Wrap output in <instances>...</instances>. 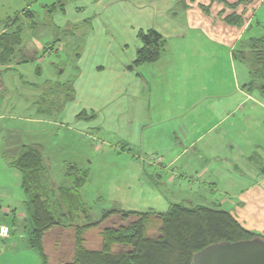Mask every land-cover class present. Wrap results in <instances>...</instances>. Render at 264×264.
I'll return each instance as SVG.
<instances>
[{
	"label": "crops",
	"instance_id": "obj_1",
	"mask_svg": "<svg viewBox=\"0 0 264 264\" xmlns=\"http://www.w3.org/2000/svg\"><path fill=\"white\" fill-rule=\"evenodd\" d=\"M224 1L237 0H78L62 13L55 6L54 26L28 4L0 20V35L16 28L17 17L23 27L15 56L0 62V162L16 178L12 187L0 176L1 205L16 210L6 216L10 222L28 217L18 211L22 178L13 160L27 144L40 145L46 159L76 156L79 147L62 134L66 129L90 140L103 134L104 144L149 176L147 204L221 206L264 238V95L237 52L252 15L241 27L224 20L251 0L234 10ZM87 25L81 53L68 61L46 55L50 45L74 48L88 34L78 28ZM149 29L165 39L161 58L134 66L143 46L138 33ZM95 147L110 156L109 148ZM68 164L88 170L79 161ZM63 245L54 243L60 259ZM49 264H55L50 257Z\"/></svg>",
	"mask_w": 264,
	"mask_h": 264
},
{
	"label": "trees",
	"instance_id": "obj_2",
	"mask_svg": "<svg viewBox=\"0 0 264 264\" xmlns=\"http://www.w3.org/2000/svg\"><path fill=\"white\" fill-rule=\"evenodd\" d=\"M241 2L242 0L230 4L224 1L225 6L233 10ZM201 7L206 10L209 6ZM29 12L31 11L26 14ZM224 20L239 27L244 24L243 16L237 12L226 15ZM9 21L12 22L13 19ZM13 25H17L14 30L0 35L2 63L12 60L16 49L22 44L23 27L18 17ZM138 35L143 46L137 50L134 66L158 61L165 46L162 34L155 29H149L140 30ZM254 39L262 43L261 47H253L254 60L246 54L241 55V58L247 62L250 74L254 75V82L259 85L264 95V37ZM53 47L50 45L47 48L49 50ZM252 85L251 82L248 84ZM12 166L21 173V187L27 197L26 211L31 220L28 244L39 254L41 264H49L44 245L48 234L49 237L56 236L55 242L67 241V244L73 245L71 260L69 254L66 256L69 261L62 256V264H192L193 255L213 243L261 236L243 227L229 210L221 206H188L177 203L165 213L110 209L104 211L98 220L80 222L83 215L88 214L85 209L87 204L80 192L89 176L87 170L75 164H68L66 176L72 181V185L63 187L49 183V166L42 147L37 144L23 145ZM13 213H16V210H13ZM113 216H120L123 221L133 217L136 219L127 225L105 226L101 230V247L89 248L87 232L100 227ZM13 222L10 226L7 224L12 231L17 224V221L16 224ZM152 229L157 233L149 235L148 231Z\"/></svg>",
	"mask_w": 264,
	"mask_h": 264
},
{
	"label": "rangeland",
	"instance_id": "obj_3",
	"mask_svg": "<svg viewBox=\"0 0 264 264\" xmlns=\"http://www.w3.org/2000/svg\"><path fill=\"white\" fill-rule=\"evenodd\" d=\"M76 1L78 0H0V20L3 21L8 16H14L15 12L24 9L28 4H30L32 10L38 13V17L42 19L43 22L51 23L53 25L52 18L56 15H53L55 6L56 12L62 13L63 10L67 8V6ZM83 1L86 2V0ZM244 1L245 0H242L241 3ZM236 2H238V0ZM63 7L65 8L63 9ZM239 10L243 18H248L249 15H252V20L250 23L251 27L245 34V39L242 41L241 46L237 48V52L240 56L246 54V56L253 61L255 56L254 48H257V46H262V43L257 42V40L254 38L264 37V0H251V3L247 6L242 4L239 7ZM248 13L250 14L248 15ZM108 17L109 16L107 14L104 18L105 22H109L107 19ZM90 22V20H85L83 24L86 25ZM78 30L79 35L84 32V30H87L88 34L84 35L83 37L81 36L80 39L76 40L73 45L77 43L78 44L74 46V48L68 49L67 47H64L63 44H61L62 46H60L58 49L48 50L46 55L48 57H61L68 61L69 56H71L73 53H81L82 49L86 47L84 46L85 43H81L82 41L89 39L87 37L91 33V30L88 28V25L80 27ZM189 36L190 39L192 35ZM249 38L253 39L249 41ZM248 41L250 44H247ZM86 44L88 43L86 42ZM102 52L103 48L100 49L99 54H102ZM256 69L257 66H255V71H257ZM64 133L69 137L74 138L76 145L73 146L79 147V153L76 155L78 157L72 159L71 157L76 156H71L72 154L67 152H63L60 155H53L49 158L47 156L46 162L49 166L48 181L49 183H53L57 186L70 187L72 185V181L66 176V171L68 163H71L72 161H79L82 165L81 167L89 170H87L89 176L86 184L80 189L81 195L87 204L85 209L88 211V214L86 212L87 215H83V217L87 216L88 218L82 217L80 222L98 220L104 211L110 209H118L122 211L135 210L139 212L153 210L163 212L168 209V206L165 205V202H152L151 200L149 202L150 205L145 202L144 199L151 198L152 196V192L147 190L148 185L145 184H150L149 176L146 177L144 174L139 175L135 166L130 165L128 160H126L124 157H119L120 154L118 155L117 153H114L116 151L110 149L109 144H104L102 140L103 134L95 135L90 140V138L85 137L76 131L65 129L62 134L64 135ZM92 143L95 144L96 149L102 148L104 150L109 148V151L107 152H109L110 156L105 155L103 152H96L90 149ZM121 168H123L124 173L120 172ZM4 169L5 165L1 161L0 176L5 177V179L10 184H12V187H16L15 175L4 171ZM128 169L132 170L134 174L131 175ZM13 171L19 173V171ZM164 176L166 177V174ZM140 181L142 185L140 184ZM19 192L22 202L20 201V206L17 207H20L18 208V211L20 212L24 209L26 210L24 200H27V197L21 188L18 189V193ZM137 197H140V199L137 200ZM13 198H17L16 192H14ZM12 214L13 210L6 208L4 205L0 207V216L3 215L6 217L9 215L12 216ZM134 219H136V217H133L128 221H123L120 219V216L112 217L110 221L108 220V222L101 224V226L97 229L87 232L86 237L88 247L93 248V246H91L92 241L95 242V249L101 247V230L105 226L117 227L118 225H127ZM10 220V217H6L7 222L5 224L8 223L10 226L12 224ZM13 223L16 224V220ZM30 230L31 220L29 219V216L24 220L17 219V224L14 230H11L9 237L2 238L0 241V264H41L39 254L34 249L29 248L27 243ZM156 233L157 232L154 229L148 231L149 235ZM55 238V235H51V237L47 239V243H45V250L51 259V263L53 260L55 261V264H62V257L60 259L61 255L57 254L61 248H55ZM71 241L69 242L71 243ZM62 249V255L64 253V259L67 261H69V259L71 260L73 255V245H63ZM67 254H69V259H66Z\"/></svg>",
	"mask_w": 264,
	"mask_h": 264
},
{
	"label": "water",
	"instance_id": "obj_4",
	"mask_svg": "<svg viewBox=\"0 0 264 264\" xmlns=\"http://www.w3.org/2000/svg\"><path fill=\"white\" fill-rule=\"evenodd\" d=\"M192 264H264V238L213 243L195 253Z\"/></svg>",
	"mask_w": 264,
	"mask_h": 264
},
{
	"label": "built area",
	"instance_id": "obj_5",
	"mask_svg": "<svg viewBox=\"0 0 264 264\" xmlns=\"http://www.w3.org/2000/svg\"><path fill=\"white\" fill-rule=\"evenodd\" d=\"M1 193H0V207H1ZM11 233L10 227L7 224L0 223V241L2 238L9 237Z\"/></svg>",
	"mask_w": 264,
	"mask_h": 264
}]
</instances>
